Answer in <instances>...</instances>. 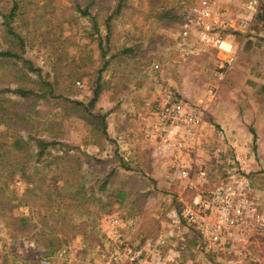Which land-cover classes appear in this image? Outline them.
<instances>
[{
  "label": "rangeland",
  "instance_id": "1",
  "mask_svg": "<svg viewBox=\"0 0 264 264\" xmlns=\"http://www.w3.org/2000/svg\"><path fill=\"white\" fill-rule=\"evenodd\" d=\"M14 1L18 8L12 25L23 37V56L41 71L33 72L22 61L0 56V149L2 145L1 151L13 152L12 163L19 158L28 164V174L34 182L39 177L46 188L51 185L49 191L56 197L53 206L71 205L68 219L73 227L64 228L67 216L56 225L58 230L63 227L69 241H63L52 256H46L44 244L35 237L49 222L40 221L34 228L28 225L25 233L16 229L14 220L3 213L10 210L8 213L16 218L31 212L36 221L42 220L37 208L20 203L21 195L33 183L19 172L11 176L5 169L1 174L0 163V264H42L45 256L51 258L52 264H264V227L260 234L258 224L245 232L242 242L228 248L206 249L202 237L188 225L182 233L174 234L173 222L165 213L173 201L165 198L164 184L157 183L154 177H142L147 155L141 156L143 162L129 158V154L112 148L115 142L111 139L112 127L128 138H138L137 128L141 129V125L129 113V103L136 100L140 104L149 98L158 80L177 84V89L191 99L205 97L207 90L218 84L217 97L208 112L204 150L214 161L219 160L212 170L220 174L233 167L250 171L248 177L255 184L253 197L264 212V120L255 125L252 119L253 98L264 95V89L259 92L264 81V0L257 21L245 11L249 0L213 1L214 9L226 12L234 25L224 29L226 42L221 50L205 46L201 50L193 37L179 36L180 16L197 0H127V6L111 21L109 39L105 19L115 0H96L90 9L97 16L98 32L90 18L80 12L88 0H0V51L19 49L6 34L4 16L10 13ZM243 18L251 25L246 33L238 29ZM101 48L106 51L109 65L103 72L100 98L92 108L97 116L74 113L71 100L88 104L93 97ZM130 49L133 51L126 52ZM182 51L190 54L184 56ZM231 53L237 56L236 62L220 80L224 60ZM155 62L162 64L161 70H153ZM66 65L73 72H67ZM41 79L57 83L54 91L58 96L37 97L42 90ZM21 85L35 94L23 97L12 92ZM21 108L26 110L25 119L31 121L28 126L15 114ZM260 110L264 112V103ZM246 111H251L249 118L244 116ZM19 137L28 142L22 148L15 146ZM41 150L44 154L39 156ZM69 179L82 182L86 196L94 198L81 205L72 197L59 196L57 188ZM104 182L107 184L102 190ZM162 217L167 229L156 232L153 227ZM151 229V234L156 232V239L146 238ZM95 239H102L101 244L108 247L105 252L99 250L102 255L97 250H85L71 261L68 254L57 255L70 242L81 241L77 245L83 249L85 243ZM146 240L157 242L152 251H146L136 261H125L121 256L113 263L116 254L133 252ZM171 253L178 256L173 259Z\"/></svg>",
  "mask_w": 264,
  "mask_h": 264
},
{
  "label": "built area",
  "instance_id": "2",
  "mask_svg": "<svg viewBox=\"0 0 264 264\" xmlns=\"http://www.w3.org/2000/svg\"><path fill=\"white\" fill-rule=\"evenodd\" d=\"M213 1L198 0L180 16L179 36L183 39L193 37L201 50L204 48L202 46L221 50L226 42L224 29L234 26L226 12L214 9ZM257 7L258 0H249L245 10L252 14ZM250 26L244 18L238 23V29L242 32L249 31ZM181 53L184 56L190 54L187 51ZM236 58L232 53L226 57L222 72L218 75L220 80L233 68ZM161 67L159 62L152 65L154 71L161 70ZM159 81L153 85L149 98L143 99L140 104L132 100L128 111L140 122L143 139L155 143L160 149V158L169 163L168 177L176 180L182 189L179 198L166 213V217L173 222L174 234L182 233L181 230L188 225L199 233L206 249H219L242 242L245 232L253 224L259 225L260 233L264 227V212L259 210L253 197L248 172L233 167L220 174L212 170L219 160L214 161L204 150L208 136V112L217 97L218 84H213L205 97L191 99L169 82ZM189 192L195 195L191 202H186ZM112 223H115V219H112ZM179 238L184 239L180 234ZM156 245L157 242L146 240L133 252L116 254L113 263L121 256L125 261H136ZM68 251L65 248L57 255L64 257ZM41 263L52 264V260L45 257ZM185 264L194 263L187 261Z\"/></svg>",
  "mask_w": 264,
  "mask_h": 264
},
{
  "label": "trees",
  "instance_id": "3",
  "mask_svg": "<svg viewBox=\"0 0 264 264\" xmlns=\"http://www.w3.org/2000/svg\"><path fill=\"white\" fill-rule=\"evenodd\" d=\"M96 0H88V4L86 6L85 9H80V12L82 13L83 16H87L90 18V20L93 22L95 28H96V32L99 31V26L97 23V16L96 15H92V13L90 12V9L93 7L94 3ZM127 6V0H115V4L112 8V11L110 13V15H108V17L105 19V26L107 29V38L109 39L110 36V32H111V21L113 19V17H116L117 15H119L122 10ZM18 8V5L16 3V1H14V5L10 11V13H8L5 16V24H6V34L8 35L9 38H11V40H13V42H15L16 45H18L19 49L18 50H14L11 49V47H9L7 50H1L0 51V56L1 58H7V59H16V61H22V63L24 65H27L29 70L33 71V72H37L40 73V69L39 67H34V65L32 64V62L30 60H27L24 58L23 56V50H24V40L23 37L19 34L16 33L15 31V27H13L12 22L14 20V15H15V11ZM8 41V40H7ZM10 44L11 42L8 41ZM102 41H100V46H101ZM129 51H133V49L127 50L126 52ZM101 53H102V60H101V64L100 67L97 69L96 74H97V79H96V83H95V87L93 90V97L92 99L89 101L88 104H85L81 101H75V100H71L70 102L73 105V112L74 113H82L84 116H97L96 113H94L92 111V108L95 106V104L97 103V101L100 98L101 92H102V76H103V72L106 70V68L109 65V60L105 59V55H106V51L101 48ZM65 68L67 69V72H73V70L69 67V65H66ZM58 67L55 64L54 65V71L57 72ZM75 74H72V76ZM43 84L41 85L42 90L40 91V93H38L36 96L37 97H56L58 95L55 94V86L57 85V83H52L49 82L47 80H40ZM14 93L19 94L20 96L23 97H28L30 95H34L35 93L29 89L28 87H26L25 85H21L19 86L17 89H13ZM20 102V101H18ZM22 103V102H20ZM17 107H21L20 105H18ZM25 108V107H24ZM21 108V109H17V111L15 112L16 116L18 117L19 120H22L27 124V126L30 124L31 121H28L27 119H25L26 115H25V109ZM33 110V109H32ZM14 114V115H15ZM17 121V120H16ZM103 134L106 135V130L103 129ZM31 137V136H30ZM29 137V138H30ZM16 147H21L22 148V144H27V141H24L23 138H18L16 141ZM40 143L43 142L42 140L39 141ZM44 146L47 144L42 143ZM1 149H2V145H1ZM0 149V163H1V174L3 171H5V169H8L11 176H13L14 174H16V172L21 173L22 177L25 178L26 180H28L29 182L33 183L32 187H28L25 192L21 195L20 198V203L24 204L25 206H34V208H37V215L42 216V220H38L36 221L34 216L32 215L33 213L29 212L27 214L21 215L19 217H12V214H9L8 211L10 210H5L3 211V213L5 214V216L12 218L14 220V226L16 227V229H18L19 231H25V233H28V228L27 226H33L32 228L36 227V225L41 221L42 223H47V221L49 223L46 224V226L42 227L36 235V240H41V242L44 244V248H45V254L47 253V256L50 257L52 256L57 250L58 247L62 244L63 241H69L68 236H66L64 234V230L63 227L61 229H57L56 225L58 223H60V221L63 219H66L65 217L67 216V221H64V228L66 229L68 226H70L71 228L73 227V225H71V221H69V216L68 215V211L71 207V205L69 204L68 206H66L65 208H60V207H55L53 206L54 200L56 197L52 196V193L49 191V188H51L50 184H47V187H45V183L41 182V180L38 177V181L37 183L34 182L32 179H30L29 174H28V168L30 167L28 164H23L22 161L19 160V158L16 159L15 163H12V156H13V152L10 150H4L1 151ZM44 150V149H43ZM43 150L40 151L39 156H42ZM5 159H7L8 161H6ZM80 161H78L77 163V168L80 170L81 168V164H79ZM36 171V170H35ZM74 178V177H73ZM107 182H104L101 185V189L104 190L106 187ZM77 185V186H76ZM2 186V185H1ZM84 184L82 182H80L79 180H73V179H69V180H65L63 185L58 187V191L57 194L61 197H64L66 199H69V197L73 199L74 202H76V204H81L84 205L85 201H89L94 197H87L86 193H85V189H84ZM45 194V196L42 195ZM53 206V207H52ZM77 208H82L80 206H78ZM31 214V215H30ZM49 217H53L51 218V220H49ZM47 220V221H44ZM34 222V223H33ZM40 222V223H41ZM39 225V224H38ZM47 228V229H46ZM31 229V228H29ZM27 230V231H26ZM29 232L31 233V231L29 230ZM29 233V234H30ZM61 235H63V237H61ZM33 237V234H31L30 238ZM70 238V237H69Z\"/></svg>",
  "mask_w": 264,
  "mask_h": 264
},
{
  "label": "crops",
  "instance_id": "4",
  "mask_svg": "<svg viewBox=\"0 0 264 264\" xmlns=\"http://www.w3.org/2000/svg\"><path fill=\"white\" fill-rule=\"evenodd\" d=\"M197 2H198V0L195 3H197ZM195 3H193L192 5H194ZM246 4L244 6H246ZM262 5H263V0H258L257 10L255 12H253L250 16V17H252L251 18L252 20H254V19L256 20L259 17L260 13L263 10ZM259 36H262V34H259ZM170 84H172V83H170ZM148 85H150V84L148 83ZM172 85L174 86L175 89L178 88L177 84H175V85L172 84ZM143 86H146V85L144 84ZM260 89H262V90L264 89V81H262L261 85L259 86V92H260ZM177 90L179 92H181L179 89H177ZM259 96L260 97H254L253 98L254 112L252 114L253 115L252 119H253V121H255V125L261 124V122L264 120V114H263L264 112L260 110L261 106H263V103H264V95H259ZM246 112H247V114L245 115ZM246 112L244 113V116L249 118V114L251 113V111H246ZM132 118L135 119L134 117H132ZM111 132L113 133V135L111 136V139L115 142L112 148H114V150L117 152H121V153L125 152L124 154H126V155L129 154V156H130L129 158H131V157H132V159L140 158L142 160V162H143L144 158H141V156L147 155L146 156L147 157L146 158L147 159L146 164L143 162L144 166H146V170H144L145 172L144 171L143 172L142 171H136V172L139 174L141 172L144 173L145 175L142 176V177H144V179H148L149 177H154L157 180V183L164 184L163 188L167 192L165 194V198H167L169 201H173V203H174V201H177V199L179 198L178 195H180L182 193V189L179 188L178 182L176 180H173V179H171V177H168L169 163H167V161L164 163L161 162L163 159H161L158 156V152L160 149L157 147V145L151 141H145L143 139L142 128L141 129L137 128V137L138 138L136 140H135L134 136H131V138H128L127 135H124V132H121L120 129H116L115 127H112ZM260 133H259V135H260ZM128 136H130V135H128ZM138 142L140 143V145H138ZM110 157L112 158L113 155L110 154ZM151 167H153V169H151ZM142 168H144V167H142ZM148 170L150 172H148ZM151 170L154 172H151ZM251 170H256V169H251ZM247 172H250V171H247ZM250 181L254 187L255 186L254 181L252 182V179ZM194 195H195L194 192H189V194H187V197L185 198V200L191 199V201H192ZM261 201H262V203H264V198L263 199L261 198ZM173 203H171L169 207L167 206L168 208L166 207L167 208L166 211H168L172 207ZM165 213H167V212H165ZM166 226H168V225H165V218L162 217V219L159 220V223L157 225H155V227H153V228H155L156 232H158V230H160V232L162 233L167 229ZM151 232H152V229L148 232L147 235H145L146 238L148 237V238L156 239L157 238L156 232H154L155 234L154 233L151 234ZM109 238H111L112 240L114 238L112 231H109ZM80 242L81 241L68 243V246H69L68 247V250H69L68 251V259H69V261L76 258L78 252H80V251L85 252V250H90V251L97 250V253H98L99 250H101V252H105V250L108 248L107 246L101 244L102 239H99V240L95 239L93 242L90 241L92 243H88V244L85 243L86 247L83 249L81 248V245H79V246L77 245ZM111 247H113V246L111 245ZM164 249H166V248H164ZM101 252H99L100 255H102ZM45 255L47 256V253ZM170 256H173V259H175L176 256H178V255L175 253H171ZM163 257H165V256H163ZM169 261H170V259H169ZM173 262H175V261L173 260ZM5 263L8 264L6 261H5Z\"/></svg>",
  "mask_w": 264,
  "mask_h": 264
}]
</instances>
